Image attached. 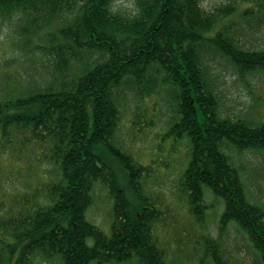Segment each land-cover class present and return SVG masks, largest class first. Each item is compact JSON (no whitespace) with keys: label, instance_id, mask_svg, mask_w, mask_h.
I'll list each match as a JSON object with an SVG mask.
<instances>
[{"label":"trees","instance_id":"16d2710c","mask_svg":"<svg viewBox=\"0 0 264 264\" xmlns=\"http://www.w3.org/2000/svg\"><path fill=\"white\" fill-rule=\"evenodd\" d=\"M12 18L23 50L50 60L54 84L0 96V189L3 161L20 159L7 146L11 133L21 129V147L45 146L39 161L47 168L29 196L0 202V264H181L156 231L162 210L143 191L145 165L115 141L128 95L167 87L169 134L190 144L179 179L189 211L201 223L207 197L223 206L218 234L202 232L193 244L197 264H264V200L248 190L246 168L232 154L264 153V118L225 114L209 64L215 53L241 76L264 71V47L246 46L235 25L264 24V0L212 10L202 0H138L135 14L115 10L114 0H0V19ZM98 183L114 200L109 234L87 217ZM229 228L245 254L228 248Z\"/></svg>","mask_w":264,"mask_h":264},{"label":"rangeland","instance_id":"374dc122","mask_svg":"<svg viewBox=\"0 0 264 264\" xmlns=\"http://www.w3.org/2000/svg\"><path fill=\"white\" fill-rule=\"evenodd\" d=\"M240 1L202 0V3L205 8L212 10ZM137 2L138 0H114V9L135 14ZM16 24L15 19H0V96L25 95L54 84L52 74L46 67L50 60L33 54L32 49L23 50L21 41L24 38L18 37L21 32H17ZM235 25L246 46L256 49L264 47L263 23H256L254 18H239ZM209 57L212 58L209 64L218 86L223 112L234 116H254L262 113L264 118V71L241 76L220 54L214 53ZM169 90L167 87L152 96L145 95L142 98L129 94L124 100L122 120L118 125L115 141L123 151L145 165V174L142 176L143 191L149 200L162 210L155 228L169 254L181 264H197L193 244L195 241L200 243L202 232L212 231L215 236L218 234L223 206L217 205L213 196L207 197V203L211 207L201 223L189 211L187 196L181 189L179 179L189 164L191 150L186 138L179 140L169 134L168 127L173 113ZM20 130L17 134L9 135L7 144L9 149L15 150L20 159L14 163L3 161L5 168L1 173L3 185L0 189V202L4 204L18 193H26L29 196L44 182L39 175H42L43 168L46 167L41 165L39 157L44 156L45 146L21 147L18 143V139L22 138L19 135ZM100 151L118 176L125 179V167L106 148L103 147ZM2 153L1 151L0 155ZM232 154L246 168L244 177L248 190L256 192L257 198L264 200V153L246 151L238 154L232 151ZM34 167L36 171L33 170ZM94 195V202L87 211V217L109 234L114 200L105 183L96 185ZM226 235L228 248L245 254L248 247L236 229L229 228ZM37 264L59 262L52 260ZM199 264L208 262L200 261Z\"/></svg>","mask_w":264,"mask_h":264}]
</instances>
